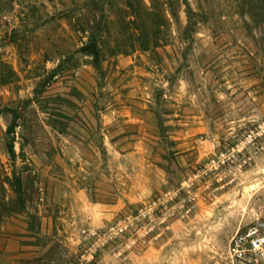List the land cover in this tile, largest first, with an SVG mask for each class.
<instances>
[{
	"label": "rangeland",
	"instance_id": "1",
	"mask_svg": "<svg viewBox=\"0 0 264 264\" xmlns=\"http://www.w3.org/2000/svg\"><path fill=\"white\" fill-rule=\"evenodd\" d=\"M128 2L0 0V264H238L264 222V0L157 1L148 51Z\"/></svg>",
	"mask_w": 264,
	"mask_h": 264
},
{
	"label": "trees",
	"instance_id": "2",
	"mask_svg": "<svg viewBox=\"0 0 264 264\" xmlns=\"http://www.w3.org/2000/svg\"><path fill=\"white\" fill-rule=\"evenodd\" d=\"M160 2L168 9V14L172 18H176L177 14L171 10L170 0H148V5L143 0H135L137 6L128 2L127 6L133 9V14L129 15L128 22L132 24L131 30L134 36L132 48L137 47L141 51H148L150 47L158 46L159 34L161 28L164 27L166 16L165 12L154 6L155 2ZM134 7H136L134 9ZM165 9V11H167ZM188 11V10H187ZM188 15V12H186ZM188 17V16H187ZM86 40L83 42L79 51L90 59L92 67L101 74V62L104 59L102 50V41L93 31L87 32ZM13 43L14 40H13ZM59 66V65H58ZM54 70L49 76V79L54 77ZM15 77L14 70L5 62L0 60V84L10 83ZM8 152L14 157L13 144L10 141L8 144ZM16 185H19V179L16 178Z\"/></svg>",
	"mask_w": 264,
	"mask_h": 264
},
{
	"label": "built area",
	"instance_id": "3",
	"mask_svg": "<svg viewBox=\"0 0 264 264\" xmlns=\"http://www.w3.org/2000/svg\"><path fill=\"white\" fill-rule=\"evenodd\" d=\"M227 253L238 264H264V222L238 230L229 240Z\"/></svg>",
	"mask_w": 264,
	"mask_h": 264
}]
</instances>
